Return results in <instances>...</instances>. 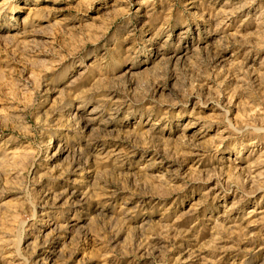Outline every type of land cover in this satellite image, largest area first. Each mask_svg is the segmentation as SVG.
I'll return each instance as SVG.
<instances>
[{"label":"rangeland","instance_id":"374dc122","mask_svg":"<svg viewBox=\"0 0 264 264\" xmlns=\"http://www.w3.org/2000/svg\"><path fill=\"white\" fill-rule=\"evenodd\" d=\"M0 264H264V0H0Z\"/></svg>","mask_w":264,"mask_h":264},{"label":"bare ground","instance_id":"6f19581e","mask_svg":"<svg viewBox=\"0 0 264 264\" xmlns=\"http://www.w3.org/2000/svg\"><path fill=\"white\" fill-rule=\"evenodd\" d=\"M86 125V124H85Z\"/></svg>","mask_w":264,"mask_h":264}]
</instances>
